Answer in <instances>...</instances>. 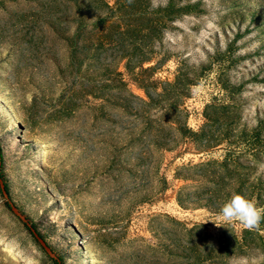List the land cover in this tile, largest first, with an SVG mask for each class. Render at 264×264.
Returning a JSON list of instances; mask_svg holds the SVG:
<instances>
[{"label":"rangeland","instance_id":"1","mask_svg":"<svg viewBox=\"0 0 264 264\" xmlns=\"http://www.w3.org/2000/svg\"><path fill=\"white\" fill-rule=\"evenodd\" d=\"M0 148V264L264 252V0H0Z\"/></svg>","mask_w":264,"mask_h":264},{"label":"clouds","instance_id":"2","mask_svg":"<svg viewBox=\"0 0 264 264\" xmlns=\"http://www.w3.org/2000/svg\"><path fill=\"white\" fill-rule=\"evenodd\" d=\"M128 2L132 3V0ZM161 3L166 5L167 0H152V7H159ZM261 175H264V163L258 166L256 173V176ZM217 218L222 223L240 224L246 230L259 231L260 224L264 221V207L258 206L257 201L246 194L233 193L220 207ZM222 223L215 224L219 227ZM230 264H264V252L256 250L249 256L233 257Z\"/></svg>","mask_w":264,"mask_h":264},{"label":"water","instance_id":"3","mask_svg":"<svg viewBox=\"0 0 264 264\" xmlns=\"http://www.w3.org/2000/svg\"><path fill=\"white\" fill-rule=\"evenodd\" d=\"M0 184H1L2 192L4 193V195H7V189H6V186H5L3 179L1 177V174H0ZM10 205H11V208L14 211V213L16 215H18L25 222V224L28 226V228L30 229L32 234L36 237V239L39 241V243L42 245V247H44L45 250L49 254L53 255L51 248L49 247L46 240L42 237V235L32 226V224L29 222V220L26 217H24L11 202H10Z\"/></svg>","mask_w":264,"mask_h":264},{"label":"trees","instance_id":"4","mask_svg":"<svg viewBox=\"0 0 264 264\" xmlns=\"http://www.w3.org/2000/svg\"><path fill=\"white\" fill-rule=\"evenodd\" d=\"M0 150H1V148H0ZM6 186V189H7V185H5ZM8 205H10V202H8ZM28 227V226H27Z\"/></svg>","mask_w":264,"mask_h":264}]
</instances>
